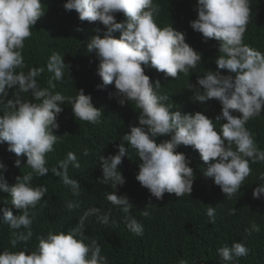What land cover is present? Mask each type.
Masks as SVG:
<instances>
[{"label":"clouds","instance_id":"9594fccd","mask_svg":"<svg viewBox=\"0 0 264 264\" xmlns=\"http://www.w3.org/2000/svg\"><path fill=\"white\" fill-rule=\"evenodd\" d=\"M63 8L74 10L80 21L99 22L104 26L103 32L99 27L93 29L95 34L86 49L95 53L98 61L97 75L102 83L96 90L114 84L116 91L110 93L109 98H115L121 107L133 102L140 110L138 124L130 126L123 136L140 161L135 176L140 186L156 200H162L165 193L176 197L190 195L194 172L185 154L176 151L179 145H184L196 150L207 165L203 177L211 178L224 196L232 198L251 172L249 161H264V151L257 148L245 127L250 118L264 111V53L243 42L251 13L250 0H196L193 9L196 19L189 22L192 30L202 34V42L212 39L219 44L217 70L197 77L195 85L188 84L193 102L203 104L213 99L219 102L221 111L215 121L201 112L173 111L166 103L169 97L155 91L161 87L159 81L150 82L145 74L147 68H153L164 73L165 78L174 79L178 73L187 75L201 61V54L185 42L183 33L175 31L170 24L163 28L157 25L155 17L161 9L154 0H66ZM116 13H122L126 20L117 22ZM42 15L41 0H0V104L7 108L0 115V144H7L6 150L17 157L15 167L21 166V156L26 157L25 166L39 176L49 171L45 156L57 142L54 130L58 127L56 117L63 111L61 104L67 101L75 118L91 124L99 123L102 116L101 109L94 107L91 95H86L83 89L77 90L74 97H65L38 86L36 77L42 69L31 68L27 73L17 71L24 67V42L32 35V26ZM117 32L119 39L114 37ZM70 67L59 53H53L47 63L55 80H61L65 71L69 75ZM220 70H225L227 75H222ZM49 85L55 88L51 80ZM13 88L31 93L40 102L23 101L18 97L7 99ZM164 135L170 139L157 143L156 138ZM84 154L87 155V150ZM127 156L128 148L120 143L115 155L100 158L102 178L110 181L114 190L125 183L118 166ZM69 163L80 166L75 154L68 153L67 160L60 165L64 171L53 169V172L74 190L79 189L77 181L67 176ZM6 171V166L0 162V193L11 197V205L19 214L13 215L7 207L0 208V221L13 230L10 243L15 249L18 243L26 244L32 238L29 210L42 200L47 188L32 187L31 174L16 177L15 184L10 186L4 176ZM260 179L264 181V175ZM252 197L264 198V183L253 189ZM107 199L125 213L132 208L128 198L118 197L115 191L108 193ZM76 206L72 202L67 204L69 210ZM215 211L214 207H207V216L213 223ZM143 215L149 213L144 210ZM126 219L131 232L143 234V226L138 221ZM102 222L108 223V217H103ZM80 223L82 226L83 220ZM253 230L259 231V228L253 225ZM78 236H82V232L75 229L67 233L49 231L46 236L38 237L34 251L24 248L0 252V264H107L95 240L85 244ZM247 254L248 249L241 242L218 249L225 264H232ZM179 264H187V261L181 260Z\"/></svg>","mask_w":264,"mask_h":264},{"label":"trees","instance_id":"16d2710c","mask_svg":"<svg viewBox=\"0 0 264 264\" xmlns=\"http://www.w3.org/2000/svg\"><path fill=\"white\" fill-rule=\"evenodd\" d=\"M65 2L41 0L44 15L32 26V35L24 42V67L17 71L27 73L31 68L42 69L36 77L38 86L65 97H74L77 90L83 89L86 95H91L94 107L101 109L102 116L99 123L91 124L75 118L67 101L60 105L63 111L56 117L58 127L54 130L58 138L53 150L45 156V166L49 171L44 176L25 166L26 157L23 156L19 158L21 166L15 167L17 157L6 150L7 144H0V162L7 168L4 176L10 186L15 184L16 177L31 174L32 187L47 188L42 200L29 210L33 235L26 244L18 243L13 249L10 243L13 230L0 221V252L24 248L34 251L38 237L46 236L49 231L67 233L75 229L82 232V236L77 238L83 239L85 244H90L92 240L99 244L107 264H179L181 260H186L187 264H225L218 255V249L231 246L234 242L243 243L248 254L232 264H264V198L252 197L253 189L264 183L260 179L264 175V161H249V176L229 199L211 178L203 177L207 165L199 153L191 146L179 145L176 151L185 154L195 176L190 195L176 197L175 194L165 193L162 200L151 197L135 179L140 162L136 151L123 140L129 127L138 124L140 110L133 102L121 107L115 98L110 99L109 94L116 91L114 84L96 90V86L102 83L97 75L98 61L95 53L87 51L86 45L95 34L93 29L99 27L103 32L104 26L99 22L80 21L74 10H64ZM154 3L159 4L161 9L155 17L157 25L163 28L170 24L175 31L183 33L185 42L201 54V61L187 75L178 73L174 79L165 78L164 73L153 68H147L145 74L150 77V82L159 81L161 87L155 91L158 95L169 97L166 103L173 111L178 110L181 114L201 112L215 121L221 111L219 102L214 99L203 104L193 102L188 84L195 85L197 77L204 76L206 71L217 70L215 60L220 55L218 41L209 39L206 43L202 42V34L190 27L189 22L197 15L193 10L196 0H154ZM250 9L243 42L264 53V0H250ZM115 18L117 22L126 20L122 13H116ZM119 36V32L114 33L115 38L119 39ZM53 53H59L63 62L71 66L69 75L65 71L61 80H55L54 74L47 69ZM220 71L222 75H227L225 70ZM50 80L55 85L54 89L49 85ZM17 97L23 101L40 102L31 93L19 92L17 88L9 90L7 99ZM6 111L5 105L0 104V115ZM245 127L252 134L257 148L264 151V111L250 118ZM219 129L217 124L218 132ZM169 139L170 136L164 135L157 137L156 141L160 143ZM120 143L128 148V156L118 166L125 183L114 190L112 183L102 178L99 161L101 156L115 155ZM86 150L87 155L84 154ZM68 153H74L80 165L77 168L69 163L67 167V176L76 180L80 187L75 190L53 172V169L64 171L60 165L67 160ZM113 191L118 197L128 198L132 205L129 212L125 213L120 206L107 199L108 193ZM68 202L78 206L69 210ZM208 206L216 210L214 223L207 216ZM4 207L13 215L19 214V210L11 205V197L0 193V208ZM144 210L149 213L148 216L143 215ZM105 216L108 223L102 222ZM129 217L143 226L142 235H135L129 230L126 219ZM253 225L259 231L253 230Z\"/></svg>","mask_w":264,"mask_h":264}]
</instances>
